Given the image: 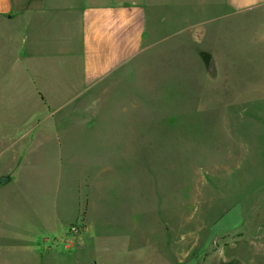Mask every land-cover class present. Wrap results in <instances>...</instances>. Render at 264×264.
<instances>
[{
	"label": "rangeland",
	"instance_id": "374dc122",
	"mask_svg": "<svg viewBox=\"0 0 264 264\" xmlns=\"http://www.w3.org/2000/svg\"><path fill=\"white\" fill-rule=\"evenodd\" d=\"M203 19L79 107L0 70V264H264V7Z\"/></svg>",
	"mask_w": 264,
	"mask_h": 264
},
{
	"label": "crops",
	"instance_id": "0c3cea01",
	"mask_svg": "<svg viewBox=\"0 0 264 264\" xmlns=\"http://www.w3.org/2000/svg\"><path fill=\"white\" fill-rule=\"evenodd\" d=\"M261 7L264 0H0V36L8 35L0 70H6L8 86L24 83L48 110L75 102L79 107L95 87L118 78L159 44L160 29L173 30L176 18L190 30L193 10L205 27L209 10L235 14ZM73 108L75 115L65 120L76 123L80 116ZM42 121L40 115L29 124ZM2 177L8 176L0 182Z\"/></svg>",
	"mask_w": 264,
	"mask_h": 264
},
{
	"label": "water",
	"instance_id": "95a60500",
	"mask_svg": "<svg viewBox=\"0 0 264 264\" xmlns=\"http://www.w3.org/2000/svg\"><path fill=\"white\" fill-rule=\"evenodd\" d=\"M1 182L3 185H6L9 182V178L8 177H2Z\"/></svg>",
	"mask_w": 264,
	"mask_h": 264
},
{
	"label": "built area",
	"instance_id": "2783aa9c",
	"mask_svg": "<svg viewBox=\"0 0 264 264\" xmlns=\"http://www.w3.org/2000/svg\"><path fill=\"white\" fill-rule=\"evenodd\" d=\"M73 230L75 231V233H76V228H73Z\"/></svg>",
	"mask_w": 264,
	"mask_h": 264
}]
</instances>
